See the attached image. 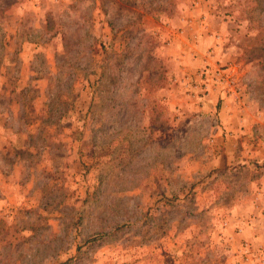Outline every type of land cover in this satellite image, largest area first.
Wrapping results in <instances>:
<instances>
[{"label":"rangeland","instance_id":"374dc122","mask_svg":"<svg viewBox=\"0 0 264 264\" xmlns=\"http://www.w3.org/2000/svg\"><path fill=\"white\" fill-rule=\"evenodd\" d=\"M0 199V264H264V0H0Z\"/></svg>","mask_w":264,"mask_h":264},{"label":"crops","instance_id":"0c3cea01","mask_svg":"<svg viewBox=\"0 0 264 264\" xmlns=\"http://www.w3.org/2000/svg\"><path fill=\"white\" fill-rule=\"evenodd\" d=\"M212 11H213L212 9H210V11H208V10H206V8L201 10V14L204 16V19H206V21H207V18H211V16H212V18H215L214 15L211 14ZM182 17L184 18V15ZM193 21H194L193 19H191V20L186 19V21H185V18H184V19H182V25H181V27L183 29L192 28L191 36L193 37V40H194V38H196L199 42L197 44V46H195V47H194L193 43L190 45V46L193 45L192 46L193 50H190V52H193V55H196V57L194 59L196 66H200V65L204 66V64H206V63L211 64V63H213V59L216 58V55L214 54L213 56H210V54H207V52L204 50V46L207 43L208 44L211 43V45L214 46L215 43H218V40H216V38L213 36V34L209 35V38H208L206 30L209 29V27L204 24V23H206V21L205 22L198 21L199 27H196L194 25ZM188 23L190 26H187ZM196 28H198V29H196ZM208 40H209V42H208ZM200 43H202V45H200ZM215 50H216V45H215ZM211 87L212 86H210V93L208 95V99L205 102L201 103V104H204V106L209 107V109H210L211 105L214 103V101L217 100L218 95H220L222 93L220 91L219 87L214 86L212 89H211ZM220 100H222V101H220V104H234V102H232L231 100H229V98L224 96L223 93L221 94ZM234 131L236 132V130H233L230 134V138L234 137V135L232 134V133H234ZM8 181H11V180H8ZM9 184L10 183H8L7 185L5 184V187H8V186L11 187V185H9ZM0 202H1V204L3 203L1 199H0ZM252 227L255 228V226H252Z\"/></svg>","mask_w":264,"mask_h":264},{"label":"built area","instance_id":"2783aa9c","mask_svg":"<svg viewBox=\"0 0 264 264\" xmlns=\"http://www.w3.org/2000/svg\"><path fill=\"white\" fill-rule=\"evenodd\" d=\"M201 73L203 74V72H201ZM206 76H207V74L205 73V75L203 77L204 78V80H203L204 85L201 86V92H200L199 98L201 96L203 97V96H205V94L209 93V84H208V81L206 80ZM214 78L217 81H219V83H221L224 87H226V89H224V92H225L224 96L231 95V94H233V92H235V90L233 88L231 89L232 81H231L230 76L228 75V72L226 69H224L223 71H217V73H215V75H214Z\"/></svg>","mask_w":264,"mask_h":264}]
</instances>
